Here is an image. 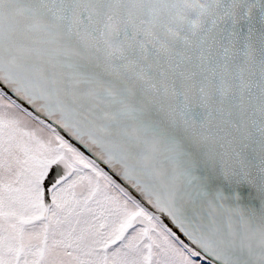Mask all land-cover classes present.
<instances>
[{"label": "snow or ice", "instance_id": "1", "mask_svg": "<svg viewBox=\"0 0 264 264\" xmlns=\"http://www.w3.org/2000/svg\"><path fill=\"white\" fill-rule=\"evenodd\" d=\"M0 264H264V0H0Z\"/></svg>", "mask_w": 264, "mask_h": 264}]
</instances>
